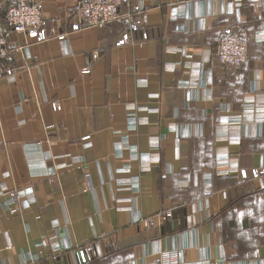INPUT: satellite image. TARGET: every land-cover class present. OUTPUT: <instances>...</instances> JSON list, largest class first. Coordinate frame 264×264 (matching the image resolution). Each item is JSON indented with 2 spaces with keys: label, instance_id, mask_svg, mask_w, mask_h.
<instances>
[{
  "label": "crops",
  "instance_id": "obj_1",
  "mask_svg": "<svg viewBox=\"0 0 264 264\" xmlns=\"http://www.w3.org/2000/svg\"><path fill=\"white\" fill-rule=\"evenodd\" d=\"M39 1L49 38L8 32L14 59L0 67V264H77V246L91 264H164L163 252L180 264H264V181L220 175L216 161L252 169L264 153L262 98L241 137H216L245 96L264 94V0L237 14L233 0H135L131 33L125 17L74 31L78 0ZM228 28L251 41L240 70L214 54ZM125 33L132 42L118 44ZM130 106L146 121L130 120ZM136 152L159 161L143 170Z\"/></svg>",
  "mask_w": 264,
  "mask_h": 264
},
{
  "label": "built area",
  "instance_id": "obj_2",
  "mask_svg": "<svg viewBox=\"0 0 264 264\" xmlns=\"http://www.w3.org/2000/svg\"><path fill=\"white\" fill-rule=\"evenodd\" d=\"M135 0H78L73 8L72 18L73 30L79 31L86 28H103L104 26L119 20L121 17H125L130 24V33L136 31L139 28L138 22L135 19V12L141 10L142 7H134L132 4ZM231 10L233 13H239L243 6V0H233ZM123 8H127L128 12L124 15L121 13ZM182 6L174 8L173 15L181 17L184 15V8ZM264 8V2H263ZM5 26L0 25V67L3 62H12L14 59L13 51L8 47V32L13 31L23 34L29 39L40 43L49 38V35L45 29V20L42 15V9L39 0H5ZM264 27V21H263ZM130 33H125L118 44L131 43L132 38ZM66 34L59 36V39L64 40ZM260 39L264 41V28L260 34ZM20 49V48H17ZM249 41L244 35H239L233 28H228L219 38V41L214 50L217 61L230 69L239 70L245 64L248 59ZM191 67V65H190ZM182 85H189L190 80L182 81ZM262 98V99H261ZM264 101V94L252 93L244 97V110L239 115H227L216 127V137L218 140H231L241 137L239 135L241 128L240 124L244 119L253 117L256 113L255 105ZM257 107V106H256ZM136 106H130L128 117L132 121H138L143 123L146 119L138 118L135 114ZM264 114V112H263ZM264 118V115H263ZM86 136L85 139H88ZM154 146L159 145L158 136L155 134L150 137ZM135 157L140 158L142 161L143 170L150 169L149 164L151 162H158L159 157H155L149 154L139 155L135 153ZM260 164L252 169H246L239 165L237 157H228L220 155L216 157L217 161V173L220 175H226L231 173L239 174L243 179H259L264 181V153L261 155ZM148 163V164H145ZM50 174V172H47ZM208 185H211L210 182ZM26 195L28 193L24 192ZM226 196V192L222 193ZM22 194V191L12 192L10 196V204L19 208L18 198ZM162 215L144 218L140 217L138 223L144 227H153L157 225L158 218ZM166 216H171L170 212L166 213ZM40 245H45L46 242L42 241ZM73 253L76 254V263L85 264L88 263L92 256L89 255L86 248L77 246L73 248ZM175 252H163L161 258L164 264H180L177 256L171 257V254Z\"/></svg>",
  "mask_w": 264,
  "mask_h": 264
},
{
  "label": "rangeland",
  "instance_id": "obj_3",
  "mask_svg": "<svg viewBox=\"0 0 264 264\" xmlns=\"http://www.w3.org/2000/svg\"><path fill=\"white\" fill-rule=\"evenodd\" d=\"M176 8V7H175ZM173 13H174V9H173ZM234 29V28H233ZM236 31V30H235ZM237 32V31H236ZM238 33V32H237ZM239 35H241V33H238ZM222 36V35H221ZM247 38V37H246ZM248 41H249V38H247ZM250 49H251V41H249V51H248V56H249V53H250ZM19 199V198H18ZM123 254V253H122ZM117 255L116 257L119 258L121 261L124 262V260H126V257L125 255Z\"/></svg>",
  "mask_w": 264,
  "mask_h": 264
},
{
  "label": "trees",
  "instance_id": "obj_4",
  "mask_svg": "<svg viewBox=\"0 0 264 264\" xmlns=\"http://www.w3.org/2000/svg\"><path fill=\"white\" fill-rule=\"evenodd\" d=\"M244 66V65H243ZM242 66V67H243ZM240 70V69H239ZM95 261V258H93V256H92V259L88 262V263H85V264H91V263H93Z\"/></svg>",
  "mask_w": 264,
  "mask_h": 264
}]
</instances>
